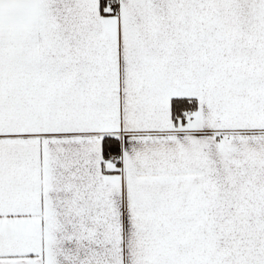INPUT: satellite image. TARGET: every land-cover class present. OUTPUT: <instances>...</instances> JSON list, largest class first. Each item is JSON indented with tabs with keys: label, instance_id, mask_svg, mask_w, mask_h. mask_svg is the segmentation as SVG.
<instances>
[{
	"label": "snow or ice",
	"instance_id": "6c2138e0",
	"mask_svg": "<svg viewBox=\"0 0 264 264\" xmlns=\"http://www.w3.org/2000/svg\"><path fill=\"white\" fill-rule=\"evenodd\" d=\"M0 264H264V0H0Z\"/></svg>",
	"mask_w": 264,
	"mask_h": 264
}]
</instances>
